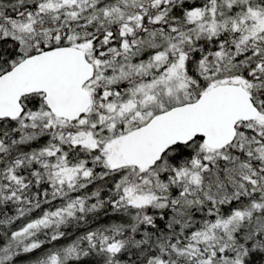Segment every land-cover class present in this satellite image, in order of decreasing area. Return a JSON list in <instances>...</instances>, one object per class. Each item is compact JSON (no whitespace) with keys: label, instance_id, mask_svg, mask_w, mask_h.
<instances>
[{"label":"snow or ice","instance_id":"1","mask_svg":"<svg viewBox=\"0 0 264 264\" xmlns=\"http://www.w3.org/2000/svg\"><path fill=\"white\" fill-rule=\"evenodd\" d=\"M0 264H264V0H0Z\"/></svg>","mask_w":264,"mask_h":264}]
</instances>
